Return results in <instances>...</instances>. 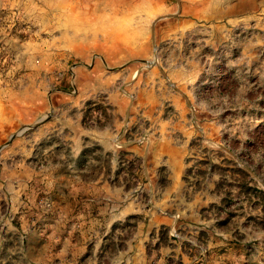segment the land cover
Masks as SVG:
<instances>
[{
    "label": "rangeland",
    "instance_id": "374dc122",
    "mask_svg": "<svg viewBox=\"0 0 264 264\" xmlns=\"http://www.w3.org/2000/svg\"><path fill=\"white\" fill-rule=\"evenodd\" d=\"M0 264H264V0H0Z\"/></svg>",
    "mask_w": 264,
    "mask_h": 264
},
{
    "label": "water",
    "instance_id": "95a60500",
    "mask_svg": "<svg viewBox=\"0 0 264 264\" xmlns=\"http://www.w3.org/2000/svg\"><path fill=\"white\" fill-rule=\"evenodd\" d=\"M42 120H43V119H40L38 122H36V124L39 123V122H41ZM34 125H35V124H34ZM34 125H32L31 127H33ZM26 128H28V127L23 128L22 130L16 132V133L13 134V135H17V134H19L21 131H23V130L26 129ZM13 135H10V138H11Z\"/></svg>",
    "mask_w": 264,
    "mask_h": 264
},
{
    "label": "crops",
    "instance_id": "0c3cea01",
    "mask_svg": "<svg viewBox=\"0 0 264 264\" xmlns=\"http://www.w3.org/2000/svg\"><path fill=\"white\" fill-rule=\"evenodd\" d=\"M126 113H127V110L124 109V115H126ZM161 219H165V218H161ZM153 220L159 221L160 218L157 216V217L153 218ZM107 225H109V224H107ZM137 247H139V246H137Z\"/></svg>",
    "mask_w": 264,
    "mask_h": 264
}]
</instances>
